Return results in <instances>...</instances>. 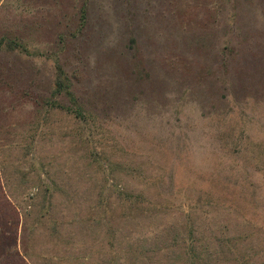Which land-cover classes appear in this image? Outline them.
Segmentation results:
<instances>
[{
	"label": "rangeland",
	"instance_id": "1",
	"mask_svg": "<svg viewBox=\"0 0 264 264\" xmlns=\"http://www.w3.org/2000/svg\"><path fill=\"white\" fill-rule=\"evenodd\" d=\"M4 37L27 52L0 50V264L109 252L76 261L24 210L55 189L65 206L86 194L71 209L88 218L125 182L109 174L114 145L184 212H219L245 251L227 264H264V0H0ZM55 62L90 122L46 108Z\"/></svg>",
	"mask_w": 264,
	"mask_h": 264
},
{
	"label": "trees",
	"instance_id": "2",
	"mask_svg": "<svg viewBox=\"0 0 264 264\" xmlns=\"http://www.w3.org/2000/svg\"><path fill=\"white\" fill-rule=\"evenodd\" d=\"M83 20L84 16L81 17ZM19 48L27 52L15 39H0V50L12 52ZM51 87L45 103L49 112L57 110L80 123L90 122L91 115L76 96L70 79L58 62H55ZM60 98L63 103L58 102ZM118 150L115 145L110 148L111 152L106 155L107 165L112 181L121 177L125 182L115 184L116 190L109 195L98 193L89 207L91 215L88 218L73 221L75 215L71 209L85 210L86 194L74 196L78 199L66 196L65 206L55 201V189L43 195L41 201L32 199L29 210H24V218L29 220L33 212L34 220L44 225L46 235L58 240L63 250L76 261L80 247L85 256L97 245L108 246L109 252H96V262L86 264H227L223 259L225 254L234 256L245 252L237 240L226 237L219 212L214 207L210 211L202 207L198 213L197 207L188 205L190 210L184 212L180 204L175 203V195L159 194L154 190L163 184L161 178L148 173L143 163L119 157ZM53 178L54 187H60L61 183ZM69 219L72 221L67 223L65 220ZM48 223L49 227L46 226ZM213 226L218 228L214 231ZM34 256L24 254L23 258L28 264H57L54 257L39 261ZM78 262L83 264V260Z\"/></svg>",
	"mask_w": 264,
	"mask_h": 264
}]
</instances>
